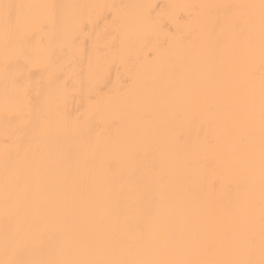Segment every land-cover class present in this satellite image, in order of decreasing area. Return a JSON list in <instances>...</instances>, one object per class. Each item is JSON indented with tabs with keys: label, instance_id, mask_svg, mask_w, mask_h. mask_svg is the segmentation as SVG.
I'll use <instances>...</instances> for the list:
<instances>
[{
	"label": "snow or ice",
	"instance_id": "6c2138e0",
	"mask_svg": "<svg viewBox=\"0 0 264 264\" xmlns=\"http://www.w3.org/2000/svg\"><path fill=\"white\" fill-rule=\"evenodd\" d=\"M0 118V264H264V0H0Z\"/></svg>",
	"mask_w": 264,
	"mask_h": 264
},
{
	"label": "bare ground",
	"instance_id": "6f19581e",
	"mask_svg": "<svg viewBox=\"0 0 264 264\" xmlns=\"http://www.w3.org/2000/svg\"><path fill=\"white\" fill-rule=\"evenodd\" d=\"M13 2L18 3H54V4H63V3H81V4H98V5H129V4H138V3H152V4H160L165 5L169 3H243V2H258V0H13ZM93 12L94 18H103L104 16H108V20L114 16H126L131 10L117 7L112 9H94L91 10ZM111 13V15H109ZM104 21L101 19V27H103ZM115 77V71H113V78ZM83 112L84 109L82 108ZM99 131V130H97ZM5 142L3 136V121L0 118V158H2L3 153L5 151ZM8 150L10 152L14 151V147L11 142H9ZM2 208H0V234H2ZM4 258L2 246H0V259Z\"/></svg>",
	"mask_w": 264,
	"mask_h": 264
}]
</instances>
